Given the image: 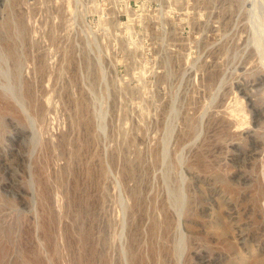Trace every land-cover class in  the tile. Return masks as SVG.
Segmentation results:
<instances>
[{"label":"rangeland","instance_id":"rangeland-1","mask_svg":"<svg viewBox=\"0 0 264 264\" xmlns=\"http://www.w3.org/2000/svg\"><path fill=\"white\" fill-rule=\"evenodd\" d=\"M258 36L264 0H0V264H264Z\"/></svg>","mask_w":264,"mask_h":264},{"label":"bare ground","instance_id":"bare-ground-1","mask_svg":"<svg viewBox=\"0 0 264 264\" xmlns=\"http://www.w3.org/2000/svg\"><path fill=\"white\" fill-rule=\"evenodd\" d=\"M253 18V17H252ZM254 19V18H253ZM258 31V30H257ZM256 31V32H257ZM258 33V32H257ZM264 38V36L263 37H260V36H258V38H257V42H256V44H257V49L264 55V44H263V39ZM256 40V39H255ZM254 40V41H255ZM255 43V42H254ZM9 55H10V57L12 58V59H15L16 58V56H15V48H11V50H9ZM263 66H264V63H263ZM264 72V71H263ZM263 77H264V75H263ZM185 197V196H184ZM180 210V209H179ZM182 211V210H181ZM180 235V234H179ZM182 237V236H181ZM184 238V237H183ZM182 249V248H181ZM182 251V250H181ZM183 253V252H182ZM182 256V255H181Z\"/></svg>","mask_w":264,"mask_h":264}]
</instances>
